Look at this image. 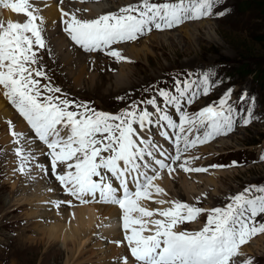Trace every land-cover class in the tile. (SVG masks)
Masks as SVG:
<instances>
[{"label": "snow or ice", "instance_id": "snow-or-ice-1", "mask_svg": "<svg viewBox=\"0 0 264 264\" xmlns=\"http://www.w3.org/2000/svg\"><path fill=\"white\" fill-rule=\"evenodd\" d=\"M222 2L136 0L95 18H81L77 15L80 9L66 11L61 7L63 36L48 37L37 0H0L6 9L25 17L23 21L0 23V88L33 134L29 138L16 131L11 120L7 121L13 142H24L14 149L20 161L16 170L26 174L29 161L37 160L31 145L38 141L46 146L47 151L40 155L48 166L38 163L36 167L50 174L66 194L81 204L117 206L123 239L113 243L128 249L119 264H253L252 257L240 259L246 256L241 249L255 236L264 234V222L258 219L264 216V185H250L229 197L226 205L206 209L198 206L206 193L195 197L193 204L168 200L162 198L167 196L165 189L155 183L165 170L169 176L177 169L189 173L208 171L192 167L190 161L200 157L184 158V153L233 130L237 115L230 102L233 89H227L218 101L190 113L184 105L208 95L213 82L209 72L195 78L189 73L183 80L175 79L173 89L158 88L157 94L146 101L133 102L130 108L110 113L68 99L62 89L52 84L39 53L58 52L66 58L82 50L89 55L103 53L116 61H127L129 58L116 47L118 44L185 21L222 17L229 9L214 11ZM158 97L165 107L160 106ZM248 99L247 92H243L240 101ZM142 104L153 111L140 107ZM168 106L178 113V122L166 110ZM252 118L249 107L243 123L249 124ZM153 126L160 129L159 136L171 141L173 153L156 143ZM143 201L168 206L153 209ZM53 203L57 208L63 203L72 205L71 200ZM201 215H206L202 227L182 229L185 223L198 222Z\"/></svg>", "mask_w": 264, "mask_h": 264}, {"label": "rangeland", "instance_id": "rangeland-1", "mask_svg": "<svg viewBox=\"0 0 264 264\" xmlns=\"http://www.w3.org/2000/svg\"><path fill=\"white\" fill-rule=\"evenodd\" d=\"M125 2L123 1L121 7L124 4L134 3L136 0H125ZM153 2L162 3L164 0H153ZM224 8L229 9V11L222 17L213 15L185 21L171 29L155 30L135 41V44L141 47L144 45L148 47V50L145 48L148 55L141 57V60L128 57L129 60L123 61L134 66H131L134 71L130 80L133 86L129 96L132 97L131 102L137 97L141 98L144 93L140 102L146 101L157 94L158 88L173 89L175 79L183 80L187 78L189 73H192L193 78H195L203 72H209L213 82L212 90L208 95L200 96L191 105H184L190 113L218 101L227 89H233L230 102L237 109L236 117L238 120H236V125L231 132L217 136L207 146L222 136H230L234 140H236L235 137L239 136L237 138L239 145L243 146L234 147L233 145L226 148L223 146L224 150L210 151L212 152L210 157L214 158L215 165L224 166L217 167L215 170L211 169L213 172H232L225 174V177H220L225 186L221 188L220 192L224 198L221 203L217 206L207 207L205 202L207 195L199 201L198 206L206 209L224 206L234 192H241L250 185H264V159L261 158L264 156V81L258 80L259 72L264 69V0H223L214 11H221ZM4 21L6 25L5 18ZM199 21H204L207 25L204 24V26L199 27V25L193 24ZM209 22L211 25H208ZM210 27L212 31L209 29ZM153 33H168V35L153 38L151 37ZM258 39L262 41L259 42ZM45 53L44 51L39 53L42 56L45 70L52 84L62 89V93H65L68 99L74 95L78 98L77 103H89L97 110L110 113L120 111L130 102L127 100L120 102L116 96V98L110 99L111 103L109 104L97 94L68 88L64 75L58 70L55 62L52 65L46 63ZM49 60L52 61V56H49ZM102 74H105L103 70ZM144 87L148 88V92L138 93ZM245 91L249 99L241 102L240 96ZM252 98H255L254 104ZM158 103L161 107H165L162 98L158 97ZM146 107L149 109V105ZM249 107L252 108L253 118L249 124L245 125L243 119L246 117ZM166 110L170 115H173L175 111L171 106H168ZM11 138L13 139V137ZM207 146L201 148L205 149ZM196 156L199 157V154ZM233 162H235L234 166ZM7 177L10 175L3 165L0 176V195L4 199L2 202L0 201V264H65L66 254L61 243L53 249H48L43 241H38L40 234L35 231V224H43V222L32 223V229L27 232L26 236L24 235L26 238L36 239L35 241L28 240L26 242L28 246L22 239H19L17 232L24 224L18 223L16 220L22 216L28 217L25 213L30 207L22 205L20 208H7L5 202L10 200L12 190V182ZM171 199L175 200L176 198L171 197ZM181 200L190 204L196 203L195 199L186 201L182 198ZM37 211L39 212L41 209H37ZM34 215L38 216L37 214ZM200 218L203 225L206 222V215H201L199 220ZM258 219L264 222V216ZM195 223H185L183 228L191 231L195 229ZM258 238L262 239L261 245L255 243L253 251H246V246H252L251 243L257 241ZM13 240L15 243L11 244ZM241 251L246 256L240 259L252 257L253 264H264V234L252 238L249 243L242 246ZM84 257H90L89 252ZM81 263L93 264L86 260L81 261Z\"/></svg>", "mask_w": 264, "mask_h": 264}, {"label": "bare ground", "instance_id": "bare-ground-1", "mask_svg": "<svg viewBox=\"0 0 264 264\" xmlns=\"http://www.w3.org/2000/svg\"><path fill=\"white\" fill-rule=\"evenodd\" d=\"M123 1L125 2V0H118L117 2L116 0H99L94 3L85 4L67 2L62 7L66 11L80 9L81 11L77 15L81 18H95L121 7ZM85 9L87 11H84ZM60 13L59 9L54 5L41 12V14L48 18L43 20L45 35L48 37H51L53 34L63 36L59 20ZM3 16L6 21L24 20L21 14L11 11H6ZM193 24L199 25V27L204 26V24L207 25L204 21ZM208 25H211L210 22ZM209 29L211 30V27ZM160 35L166 36L168 33H153L151 37L156 38ZM118 48L124 56L135 60L145 57L147 54L146 49L148 50L146 45L141 47L135 43L118 46ZM49 56H52V61L49 60ZM45 59L46 63L50 65L55 62L58 70L64 75L66 86L70 89L97 94L98 97L103 98L109 104L111 103L110 99L112 100L116 96L120 102H125L126 100L132 101V97L129 96L130 91L133 90L130 80L132 79V72H134L132 67L134 66L128 63L116 61L114 58L108 57L103 53L89 55L82 50L66 58L62 57L58 52L55 55L45 53ZM102 70L105 74H102ZM147 89V87H144L138 93L146 92ZM121 97L123 99H120ZM139 99L140 97H137L133 102H137ZM122 109H125V107H122ZM150 110L153 111L152 107H150ZM9 120L15 125L16 131L22 132L31 138L32 135L28 132L26 122L0 96V176L2 166L4 165V169L10 175L7 178L12 182L10 200L5 202V204L7 208L14 209L20 208L22 205H28L30 207L25 213L28 217L22 216L16 220L18 223L24 224L17 232L19 239H22L25 245L28 246V243H26L28 240H36L25 237L27 232L32 229V223L43 222V224H35V231L40 234L39 240H37L40 242L43 241L48 246V249H53L61 243L64 246L63 249L66 254L65 264H79V262L82 264L81 261L84 260L93 264H119L121 257L128 253L126 247H118L113 243V241L123 239L120 221L121 211L115 206L103 205L102 203L90 207L70 208L60 206L57 208L53 203L57 201L56 187L50 177L36 167V164L47 163V160L44 156L40 155L39 148L34 141L31 147L37 156V160L34 162L29 161L26 174L16 170L19 167L20 161L15 155L14 149L15 147L22 146L24 142L21 141L20 145H16L13 142L12 136L9 135V127L6 123ZM238 137H235L236 140H234L230 136H222L205 149L197 148L189 154L196 156L197 154L210 151L218 152L222 149L224 150L227 146H243L239 145ZM194 163H199V161H190L192 167ZM173 167H176V165H173ZM230 172L232 171L213 172L211 169H208L207 172L189 173L177 169L172 176H169L165 170L162 172V178L156 180L155 183L159 184L167 192V196L162 197L164 199L172 200L171 197H174L176 198L175 200L182 201L181 199L184 198L186 201H189L200 196L201 193H206L207 197L205 198V202L207 207L217 206L224 200L220 192L221 188L225 186L220 177H225V174H230ZM5 184L7 185L8 183ZM49 189L52 190L50 191ZM237 193L239 192H234L233 195ZM3 200V196L0 195V201L2 202ZM142 203L153 209L168 206L158 205L152 201H143ZM37 209H41V211L36 212ZM202 226L200 220L194 224L195 229H199ZM111 235H115V238H112L109 243L108 237ZM261 242L262 239L258 238L257 241L251 243L252 246H246V251H253L255 243L261 245ZM14 243L15 240L11 242V244ZM87 252H89L90 257H84ZM8 258L10 259V257Z\"/></svg>", "mask_w": 264, "mask_h": 264}, {"label": "trees", "instance_id": "trees-1", "mask_svg": "<svg viewBox=\"0 0 264 264\" xmlns=\"http://www.w3.org/2000/svg\"><path fill=\"white\" fill-rule=\"evenodd\" d=\"M258 41H262L261 39H258ZM262 69V68H261ZM258 80H262L264 81V69H262L260 72H259V76H258Z\"/></svg>", "mask_w": 264, "mask_h": 264}]
</instances>
